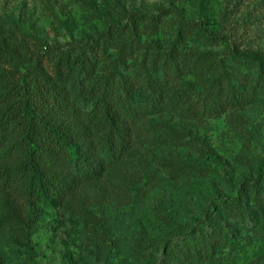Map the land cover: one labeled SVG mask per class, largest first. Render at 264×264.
<instances>
[{
  "label": "rangeland",
  "instance_id": "1",
  "mask_svg": "<svg viewBox=\"0 0 264 264\" xmlns=\"http://www.w3.org/2000/svg\"><path fill=\"white\" fill-rule=\"evenodd\" d=\"M84 46L99 74L114 65L129 77H162L153 56L175 48L188 68L164 93L185 88L195 107L133 126L136 166L106 165L44 200L0 189V264H157L172 248L165 237L207 219L218 243L183 264H264V65L240 54L264 53V0H0V92L19 57L45 55L53 70L58 49ZM78 73L62 83L76 90ZM217 77L248 97L231 102ZM14 163L0 148V167ZM51 164L75 183V168ZM226 201L242 214L232 217ZM197 234L182 241L199 249Z\"/></svg>",
  "mask_w": 264,
  "mask_h": 264
},
{
  "label": "trees",
  "instance_id": "2",
  "mask_svg": "<svg viewBox=\"0 0 264 264\" xmlns=\"http://www.w3.org/2000/svg\"><path fill=\"white\" fill-rule=\"evenodd\" d=\"M125 50L126 47L121 48V53L126 54ZM57 53L53 70L46 67L51 60L44 59L45 55L39 54L36 60L19 57V64L15 63L0 92V105L5 106L0 111V148L15 162L13 166L0 167V189L10 188L31 200L65 194L79 183L100 176L106 165L136 166L131 153L132 127L140 125L148 114L168 107L187 115L195 107L185 88L177 96L164 93L170 82L188 68L187 59L180 57L175 48L153 56L152 63L162 69V77L140 72L129 77L114 65L109 67L108 74H99L95 62L87 55V46L76 53L70 49H58ZM3 54L11 57L7 51ZM240 54L264 65V53L260 51L242 50ZM75 65L80 72L76 90L62 83ZM67 70L69 73L65 74ZM215 80L219 81L218 91L231 102L248 97L245 92L223 86L221 77L210 81ZM142 87L145 97L136 95ZM55 159L63 167L76 169L74 184L52 167ZM169 170L177 172L175 166ZM263 171L264 159L259 174ZM261 198L264 200V195ZM225 205L232 217L242 214L231 201ZM195 227L198 229L192 226L183 233L165 237L164 245L172 248L157 264H183L190 256L206 258L218 243L221 230L209 219ZM191 233L202 239L201 248L193 249L196 247L182 241Z\"/></svg>",
  "mask_w": 264,
  "mask_h": 264
}]
</instances>
